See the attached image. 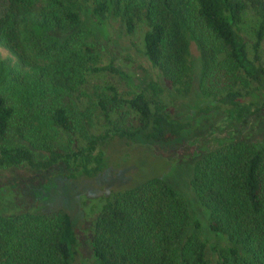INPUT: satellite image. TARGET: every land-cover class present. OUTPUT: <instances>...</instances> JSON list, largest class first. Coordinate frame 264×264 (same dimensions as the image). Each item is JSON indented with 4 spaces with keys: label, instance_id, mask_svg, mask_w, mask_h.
<instances>
[{
    "label": "trees",
    "instance_id": "16d2710c",
    "mask_svg": "<svg viewBox=\"0 0 264 264\" xmlns=\"http://www.w3.org/2000/svg\"><path fill=\"white\" fill-rule=\"evenodd\" d=\"M110 18L171 80L182 40L197 43L200 90L215 98L198 114L220 112L242 124L264 109V0H0V49L10 55L0 58V169L51 172L45 183L60 172L89 177L103 169L104 148L116 137L182 140L189 121L152 106L142 90L123 97L111 83L95 94L103 124L96 129L81 84L103 73L126 77L112 61L95 65L92 37ZM140 24L138 47L132 38ZM190 182L209 212V230L226 240L210 256L186 199L151 178L100 199L94 264H264V142L230 137L195 161ZM10 190L0 185V264H73L78 218L53 202L67 196L43 186L22 205Z\"/></svg>",
    "mask_w": 264,
    "mask_h": 264
},
{
    "label": "rangeland",
    "instance_id": "374dc122",
    "mask_svg": "<svg viewBox=\"0 0 264 264\" xmlns=\"http://www.w3.org/2000/svg\"><path fill=\"white\" fill-rule=\"evenodd\" d=\"M84 12L86 10L83 8ZM144 29V24H140L137 34L132 38L138 47H141ZM43 35L47 37V33ZM92 40L97 56L95 65L101 66L112 61L126 74V77H122L103 73L87 78L81 84V93L86 102L93 106L96 129L103 124L94 107L95 94L100 92L101 85L111 83L123 97H130L135 91L142 90L152 106H164L172 117L189 121L190 125L183 132L182 140L160 145L116 137L106 144L103 169L94 176L68 179L60 172L45 183V174L51 172H37L20 165L1 168L0 185L9 186L12 189L10 198L22 205L29 198L31 205L32 195L41 191L43 186L65 194V200L52 201L66 206L77 215L78 249L73 264H94L91 245L102 201L100 199L104 194L129 189L151 178L163 179L188 202L193 219L200 223V234L207 240V256H210L212 246L222 245L226 240L222 235L215 236L208 228L209 212L199 203L191 187L194 163L204 152L218 147L230 137L243 136L264 142V109L247 117L242 124L224 121L220 112L206 116L198 114V107L212 103L215 98L200 90L202 53L189 36L182 40L178 49L179 61L174 70V80L153 67L136 50L125 36L123 24L118 18H110L106 28L96 32ZM0 58L10 59V55L0 49ZM262 62L264 65V55ZM38 155L43 156V153ZM68 193L75 194L72 197L75 201L69 199Z\"/></svg>",
    "mask_w": 264,
    "mask_h": 264
}]
</instances>
